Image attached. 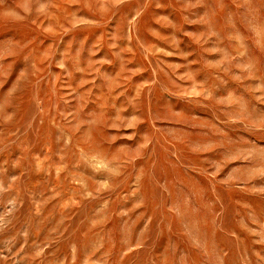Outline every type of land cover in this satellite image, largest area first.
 <instances>
[{
	"label": "rangeland",
	"instance_id": "374dc122",
	"mask_svg": "<svg viewBox=\"0 0 264 264\" xmlns=\"http://www.w3.org/2000/svg\"><path fill=\"white\" fill-rule=\"evenodd\" d=\"M0 264H264V0H0Z\"/></svg>",
	"mask_w": 264,
	"mask_h": 264
}]
</instances>
